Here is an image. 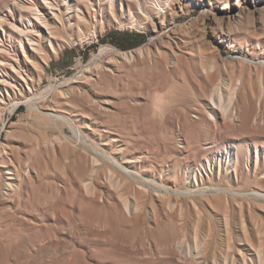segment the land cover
Listing matches in <instances>:
<instances>
[{
  "label": "rangeland",
  "instance_id": "rangeland-1",
  "mask_svg": "<svg viewBox=\"0 0 264 264\" xmlns=\"http://www.w3.org/2000/svg\"><path fill=\"white\" fill-rule=\"evenodd\" d=\"M118 1H122L123 18ZM134 1L114 0L120 20L128 18L126 6L136 18L141 8L148 12L155 7L163 10L158 14L151 10L146 23L135 18L138 20L135 28L126 23L124 26L107 24L108 0H94L93 5L84 10L89 14V21L80 25L76 18L63 13V19L57 21L52 46L45 42L48 51L54 47L57 54L44 67L41 83L34 88L36 91L33 89L36 96L49 85L54 86L56 92L38 101L37 113L28 112L22 99L13 113L9 112L11 103L0 108V111L4 108L0 112V156L4 152L0 157V264H264V64H260L264 62V3L140 0L139 10L133 5ZM235 1L247 7L250 16L242 15L233 26L221 24V12H234ZM59 4L63 11L64 7ZM202 6L207 12L204 17ZM0 8L3 12L1 5ZM15 16L18 18L19 14L16 12ZM162 21L164 30L155 32V22ZM124 32L144 34L146 40L133 48L120 49L106 37L110 33ZM135 50L142 53L139 55ZM144 50H148L147 54ZM120 52L131 53L132 57H128L134 56V60L119 57ZM235 54L246 59L234 58ZM93 58L95 61L90 64ZM163 59L167 60L166 65H161ZM147 61L153 62L151 69ZM179 63L182 68L188 67V73L178 67ZM160 66H165L166 71ZM158 71L164 74L160 76ZM158 76L160 82L156 83ZM111 80L113 84H109ZM150 83H156L157 89ZM147 84L156 90L150 91ZM247 87H253L254 93L245 89ZM216 91L225 102L235 91L233 110L238 112L235 123L220 114L216 116V123L205 117L201 107L211 96L216 99ZM74 93L84 102L76 99ZM72 96L81 103L78 102L77 109ZM87 100L98 101L96 104L107 107L108 112H101L100 116L93 114ZM87 107L90 109L85 111ZM112 109L120 116L110 117L115 112L109 113ZM81 111L90 119L80 114ZM47 113L72 117L80 140L65 128L67 139L60 141L59 131L43 121ZM16 124L17 127L9 129ZM15 131L28 137L22 133L12 137ZM7 134L13 139L5 145ZM53 139L58 141L54 144ZM11 146L16 147L15 150H11ZM91 147L99 148L101 153L128 167L132 174L127 176L120 172ZM16 150L20 153L17 156ZM11 153H15V157ZM53 154L56 155L53 157ZM19 158L20 162L14 161ZM23 160L26 163L21 162ZM16 168L20 169L18 173ZM8 169L13 170L10 176ZM19 173L21 180L17 177ZM28 176H31L29 180ZM4 179L16 184L11 188L15 194L7 188Z\"/></svg>",
  "mask_w": 264,
  "mask_h": 264
},
{
  "label": "bare ground",
  "instance_id": "bare-ground-1",
  "mask_svg": "<svg viewBox=\"0 0 264 264\" xmlns=\"http://www.w3.org/2000/svg\"><path fill=\"white\" fill-rule=\"evenodd\" d=\"M12 2H10L9 0H0V5L2 6V11L3 12H0V108H2L3 106H5V103H11V109L9 110V112L10 113H13V112H15V110L18 108V106H19V100L20 99H22L23 100V102H24V104L27 106V108H28V112L30 111V112H33L34 111V113H37V111H39V104H38V101H40V99H44V97L47 95V94H50V93H53L54 91L56 92V89L54 88V86H48L45 90H43L38 96H36V95H34L33 94V89L34 88H36V86L39 84V83H41L40 81H41V78H42V73H43V71H44V67L46 66V65H48V61L50 60V58L51 57H53V56H56V54H57V48H54V47H52L51 48V50H49L48 51V49L46 48V45H45V42H47L50 46H52V37L53 36H55L56 34H55V27H56V25H57V21L59 20V22H60V20H62L63 19V13H64V16H67V17H70V18H76L77 19V21H78V23H79V25H80V23L82 22V23H84V22H87V20H88V16H89V14L88 13H85L84 12V10L86 11V10H88V8L90 7V6H92L93 5V3H94V0H11ZM124 1V0H123ZM145 1V0H144ZM143 1V2H144ZM182 1V0H181ZM243 1V0H242ZM61 2V4H62V6L64 7V10L63 11H65V12H63L62 11V9H60V3ZM103 2V1H102ZM119 2V1H118ZM150 2V1H149ZM166 2H167V0H166ZM201 2V1H200ZM99 3V2H98ZM107 3V2H106ZM125 3V2H124ZM185 3V2H184ZM251 3L252 4H258V3H264V0H251ZM97 4V3H96ZM96 4H94V5H96ZM164 4V3H163ZM162 4V5H163ZM182 4V3H181ZM186 4V3H185ZM196 4V3H195ZM201 4V3H200ZM219 4V3H218ZM228 4H229V0H228ZM247 4V3H246ZM99 5H100V3H99ZM108 8H107V11H108V13H109V23L107 22V24H109L110 26H111V24H115V26H122L124 23H126L129 27H134L135 25H137V21L138 20H140V21H148L149 20V17H151L150 16V11L152 10L153 11V13L154 14H158V13H160L162 10H163V8H161V7H155V8H152V9H150L149 10V12H148V9H142L141 8V14L140 13H138V15H136L137 16V18L131 13V8H129L128 6H126L127 7V9L126 10H128V14L129 15H127L128 16V18H126L127 20H125V21H122V20H120L119 19V16H118V14H117V9H116V5L114 4V0H108ZM119 5H120V11H121V14H120V17H122V1H120L119 2ZM124 5V4H123ZM125 5H127V4H125ZM135 7H138L139 8V10H140V0H135L134 1V4H133ZM133 5H131V6H133ZM150 5V4H149ZM161 5V6H162ZM203 5V4H202ZM210 5V4H209ZM236 8H235V11L234 12H232V11H223V12H221V14H220V17H219V20H220V23L221 24H223V25H226V26H233V24H235L241 17H242V15L244 16V15H247L248 17L250 16V13H249V10L247 9V7H246V9H245V6L244 7H242L240 4H239V2L238 1H235V3L233 4ZM151 6V5H150ZM228 6H230V5H228ZM228 6H225V8H228ZM100 7V6H99ZM104 7V6H103ZM125 7V8H126ZM179 7L181 8V6L179 5ZM210 7V6H209ZM253 7H254V5H253ZM134 8V7H133ZM202 10L201 11H203L202 12V17H204L205 16V14L207 13L205 10V8H204V6H202ZM1 9V8H0ZM223 9V8H222ZM251 9V8H250ZM91 10H92V8H91ZM90 10V11H91ZM18 13L19 14V17L17 18L16 16H15V13ZM102 12V11H101ZM140 12V11H139ZM164 12V11H163ZM189 12H191V11H189ZM193 12V11H192ZM206 12V13H205ZM165 13V12H164ZM210 13V12H209ZM251 13H253V11L251 12ZM96 14V13H95ZM99 14V13H98ZM101 14V13H100ZM263 14V13H262ZM70 15V16H69ZM105 15V14H104ZM201 15V14H200ZM252 16H253V14H251ZM106 16H108V15H106ZM105 16V17H106ZM124 16V15H123ZM126 16V17H127ZM66 17V18H67ZM91 17H93V16H91ZM95 17V16H94ZM97 17H98V15H97ZM70 18H69V21H70ZM101 18V17H100ZM123 18V17H122ZM138 19V20H136V19ZM91 19V18H90ZM94 19V18H93ZM157 19V18H156ZM260 18H258V22L260 21L259 20ZM103 20V19H102ZM175 20V19H174ZM254 20V19H253ZM89 21V20H88ZM95 21V20H94ZM100 21V20H99ZM103 21H107V20H103ZM250 21V20H249ZM252 21V20H251ZM58 22V23H59ZM67 22V21H66ZM153 22V21H152ZM63 23V22H62ZM75 23H76V21H75ZM146 23V22H145ZM248 23V22H247ZM60 24V23H59ZM66 24V23H65ZM94 24V23H93ZM96 24V23H95ZM100 24H101V21H100ZM105 24V23H104ZM139 24V23H138ZM78 25V26H79ZM155 25L156 26H154V31L155 32H161V31H163L164 30V21H162V22H159V24L157 23L156 24V22H155ZM171 25V24H170ZM249 25V24H248ZM61 26V25H60ZM65 26V25H64ZM87 26V25H86ZM86 26H84V27H86ZM89 26V25H88ZM99 26V25H98ZM124 26V25H123ZM140 26V25H139ZM166 26V25H165ZM202 26V25H201ZM101 27V26H100ZM103 27V26H102ZM101 27V28H102ZM62 28V27H61ZM94 28V27H93ZM92 28V29H93ZM124 28H126V27H124ZM128 28V27H127ZM135 28V27H134ZM62 29H64V27L62 28ZM72 29V28H71ZM74 29V28H73ZM80 29H81V27H80ZM87 29V28H86ZM166 29V28H165ZM194 29V28H193ZM58 31H59V29H57ZM65 30V29H64ZM63 30V31H64ZM69 30H70V28H69ZM87 30H89V29H87ZM100 30H102V29H100ZM83 31H84V28H83ZM221 31V30H220ZM66 32V31H65ZM64 32V33H65ZM56 33H58V32H56ZM163 33V32H162ZM228 34V33H227ZM80 35V34H79ZM87 35V34H86ZM160 35V34H159ZM231 35V34H230ZM233 35V34H232ZM81 36V35H80ZM90 36H91V34H90ZM219 36V35H218ZM76 37H77V34H76ZM58 39H59V36L57 37ZM203 38V37H202ZM220 38V37H219ZM226 38V37H225ZM56 39V38H55ZM88 39V38H87ZM86 39V40H87ZM85 40V39H84ZM202 40V39H201ZM224 41H226V40H224ZM259 41H261V40H259ZM55 42H56V40H55ZM61 42V41H60ZM175 42V41H174ZM57 43H59V42H56V44ZM260 43V42H259ZM64 44V43H63ZM230 44H232V43H230ZM234 44V43H233ZM247 44H248V42H247ZM255 44V43H254ZM258 44V43H257ZM243 45L245 46V43H243ZM249 45V44H248ZM251 45H252V42H251ZM260 46H261V44H259ZM57 46L59 47V45L57 44ZM247 48H248V46H246ZM228 48V47H227ZM256 48V47H255ZM254 48V49H255ZM263 48V47H262ZM60 49V48H59ZM242 49H244V48H242ZM257 49V48H256ZM104 50V49H103ZM110 50V49H109ZM232 50V49H231ZM259 50V49H258ZM60 51V50H59ZM136 51H138V50H135V52ZM145 51V50H144ZM148 51V50H147ZM147 51H145L146 53H144V54H147ZM159 51V50H158ZM103 53L102 54H104V52L105 51H102ZM107 52V51H106ZM139 52V55H140V52H141V50L140 51H138ZM160 52V51H159ZM101 53V52H100ZM99 53V54H100ZM132 53H134V52H132ZM142 53V52H141ZM243 53V52H242ZM119 54H121V55H119V57L120 56H122L123 58H125V60H126V58L128 57V56H130V57H132V54L131 53H128V54H125V53H123V52H120ZM137 54V53H136ZM143 54V55H144ZM150 53H148V55H149ZM161 54H163V53H161ZM172 54V53H171ZM170 54V55H171ZM183 54V53H182ZM237 54V53H236ZM235 54V56H234V58H237V59H243V60H245L244 59V57H241L240 55H236ZM101 55V54H100ZM143 55H141V56H143ZM176 55H178V53L176 52ZM229 55V54H228ZM245 55V54H244ZM98 56V55H97ZM140 56V57H141ZM147 56V55H146ZM230 56H232V55H230ZM263 56V55H262ZM96 57V56H95ZM148 57V56H147ZM250 57V56H249ZM248 57V58H249ZM97 58V57H96ZM129 58V57H128ZM133 58H134V56H133ZM133 58H131V59H133ZM137 58V57H136ZM166 58V57H165ZM130 59V58H129ZM130 59V60H131ZM157 59H161V58H157ZM171 59H173V58H171ZM170 59V60H171ZM178 59V58H177ZM134 60V59H133ZM132 60V61H133ZM142 60V59H141ZM149 60V59H148ZM179 60V59H178ZM259 60V59H258ZM95 61V58H93L92 59V61L90 62V64L92 63V62H94ZM127 61H128V59H127ZM144 61V60H143ZM141 62V63H144V62ZM153 62H154V60H152ZM164 61V62H163ZM150 62V64L148 63V61L146 62V64H148V66H149V68L151 67V64L153 63H151V61H149ZM159 62V61H158ZM162 63H161V65H166L165 63H168L167 62V60L165 59H163L162 61H161ZM248 62L250 63L251 61H249L248 60ZM252 62H253V60H252ZM140 63V64H141ZM169 63H171V62H169ZM202 63V62H201ZM157 64V63H156ZM177 64V63H176ZM184 64H185V62H184ZM199 64V63H198ZM254 64H257L256 62L254 63ZM260 64H264V62H261ZM259 64V65H260ZM142 65H144V64H142ZM154 65H155V62H154ZM160 65V64H159ZM172 65H174V64H172ZM179 65H180V63H179ZM99 66V65H98ZM147 65H145V67H146ZM147 66V67H148ZM157 66V65H156ZM176 66H178V65H176ZM184 66V65H183ZM185 66H187V64H185ZM189 66V65H188ZM200 66H201V64H200ZM262 66H264V65H262ZM144 67V68H145ZM146 67V68H147ZM153 67V66H152ZM161 67V70H162V67H163V70H165L164 69V67L165 66H160ZM168 67H169V65H168ZM173 67V66H172ZM172 67H171V70H172ZM175 67V66H174ZM178 67H181L182 68V66L180 65V66H178ZM177 67V68H178ZM198 67H199V65H198ZM186 68H188V67H183L182 69H183V71L185 70H187ZM151 69V68H150ZM150 69H147V70H149V71H151ZM170 69V68H169ZM203 69V68H202ZM86 70H88V69H86ZM147 70H146V73H148L147 72ZM162 70V71H163ZM177 70V69H176ZM176 70H174V71H176ZM82 71V70H81ZM153 71V70H152ZM156 71V70H155ZM154 71V72H155ZM162 71H158L159 73H157V74H160ZM166 71V70H165ZM174 71H173V73H174ZM184 71V73L186 74V72L188 73V71H186L185 72ZM164 72V71H163ZM172 72V71H171ZM179 72H181V69L179 70ZM203 72V71H202ZM77 73V72H76ZM75 73V74H76ZM166 73V72H165ZM169 73V72H168ZM168 73L167 74H165V76L167 77V75H168ZM176 73V72H175ZM149 74V73H148ZM150 74H151V72H150ZM162 74H164V73H162ZM162 74H160V76H162ZM204 74V73H203ZM170 75V74H169ZM205 75H207V73L205 72ZM150 76V75H149ZM165 76H163L164 78H165ZM173 77H175V76H173ZM189 77V76H188ZM188 77H187V79H188ZM206 76H204V78H205ZM105 78H107V79H110L109 77H105ZM157 78V79H156ZM155 79L157 80V81H155L156 83H159L160 82V80H159V82H158V79L160 78L159 76L158 77H156ZM169 78H170V76H169ZM191 78V77H190ZM76 79V78H75ZM75 79H74V81H75ZM107 79H106V81H107ZM112 79V78H111ZM186 79V78H185ZM193 79V78H192ZM196 79V78H195ZM206 79V78H205ZM71 80V79H70ZM162 80V79H161ZM166 80V78L165 79H163V81H165ZM168 80H170V79H168ZM173 80V79H172ZM188 80H190V79H188ZM103 81V80H102ZM104 81H105V79H104ZM110 81V80H109ZM114 81H115V79H114ZM184 81V80H183ZM152 82H154L153 80H152ZM169 82H171V81H169ZM191 82V81H190ZM194 82H197V80L196 81H194ZM64 83V82H63ZM98 83H100L101 84V81L99 82L98 81ZM97 83V84H98ZM108 83V82H107ZM155 83V84H156ZM167 82H165L164 84H165V86H167V84H166ZM172 83V82H171ZM171 83H170V85H171ZM184 83H185V81H184ZM199 83V82H198ZM109 84H113V80H111V83H109ZM153 84V83H152ZM151 83H150V86H153L154 88H156L155 87V84L154 85H152ZM161 84V83H160ZM173 84V83H172ZM205 84V83H204ZM54 85V84H53ZM143 86L145 85L144 83L142 84ZM148 85V87H150L149 86V84H147ZM159 85V84H158ZM213 85H214V83H213ZM246 85H248L249 86V83L247 84L246 83ZM192 86V85H191ZM151 88L150 87V91H152L154 88ZM158 87H160V86H158ZM171 87V86H170ZM249 87H251V85L249 86ZM249 87H247V88H245V89H250ZM78 88V87H77ZM200 88V87H199ZM230 88V87H229ZM253 88V87H252ZM251 88V89H252ZM70 89V88H69ZM68 89V90H69ZM147 89H149V88H147ZM152 89V90H151ZM157 89V88H156ZM156 89H154V91L156 90ZM160 89V88H159ZM204 89H205V87H204ZM244 89V90H245ZM250 89V91H252ZM35 90V89H34ZM71 90H73V88L71 89ZM75 90V89H74ZM80 90H81V88H80ZM230 90V89H229ZM228 90V91H229ZM232 90H237V89H232ZM259 90V89H258ZM257 90V91H258ZM36 91V90H35ZM157 91H159V90H157ZM189 91H191V90H189ZM210 91V90H209ZM209 91H208V97H209V95H210V93H209ZM211 91H212V88H211ZM240 91V90H239ZM70 92H72L73 93V91H70ZM77 92V91H76ZM241 92V91H240ZM243 92V91H242ZM253 93H254V91H252ZM66 93V92H65ZM78 93H79V91H78ZM248 93H250V92H248ZM3 94L5 95V96H3ZM57 94H59V93H57ZM77 94V93H76ZM192 94V93H191ZM234 94H235V91H233V93H232V95L233 96H231L229 99H228V101L227 102H225V100H224V98L222 97V95H221V93H219L218 91H216V99H215V97H210V98H208L207 100V103H205L201 108H203V111H204V113H205V117L210 121V122H212V123H216V116H218V114H220L222 117H223V119H227L228 120V122H230V123H235L236 122V114L238 113H236L234 110H233V107H234ZM243 94V93H242ZM259 94V93H258ZM258 94H257V96H258ZM53 95V94H52ZM67 95V94H66ZM69 95H70V93H69ZM74 95H75V93H74ZM81 96H82V94H80ZM251 95V94H250ZM57 96H59V95H57ZM76 96V99H78L77 97V95H75ZM228 96V95H227ZM244 96V95H243ZM249 96V95H248ZM158 97H159V95H158ZM252 98L254 97V96H251ZM261 97H262V95H261ZM72 99H71V101H74V103H75V101L76 100H73V96L71 97ZM91 98H92V96H91ZM236 98V97H235ZM237 98H238V95H237ZM250 98V97H249ZM63 99V98H62ZM70 99V98H69ZM86 99H88L87 97H86ZM96 99V98H95ZM243 99V98H242ZM248 99V98H247ZM255 98H253V100H254ZM64 100H66L65 99V96H64ZM67 100H68V98H67ZM79 100V99H78ZM81 101H82V98L80 99ZM79 100V101H80ZM160 100V99H159ZM244 100V99H243ZM242 100V101H243ZM260 100H262V98L261 99H259V101ZM78 101V102H79ZM80 101V102H81ZM88 101V100H87ZM87 101H85V103H87ZM100 101V100H99ZM240 101V100H239ZM241 101V102H242ZM248 101V100H247ZM60 102V101H59ZM61 102H63V101H61ZM66 102H68V101H66ZM65 102V103H66ZM77 102V101H76ZM76 103V105L74 106V108L75 109H77V104H79V103ZM84 102V101H83ZM83 102H81V103H83ZM95 102V101H94ZM98 101H96V103H97ZM104 102V101H103ZM109 101H107V103H108ZM245 101H243L241 104H243ZM252 103H253V101H251ZM22 103V102H21ZM70 103V102H69ZM68 103V104H69ZM72 103V102H71ZM71 103H70V105H71ZM80 103V104H81ZM88 103H89V105H90V108L92 109V112H93V114L94 113H98V116H100V115H102V114H99V113H101V112H103V113H106V112H108V108L107 107H104V106H101V105H97L96 103H92V101H88ZM99 103V102H98ZM102 103V102H101ZM156 103V102H155ZM160 102H158V104H159ZM250 103V102H249ZM62 104V103H61ZM60 104V105H61ZM73 104V103H72ZM109 104V103H108ZM107 104V105H108ZM111 104V103H110ZM109 104V105H110ZM69 105V106H70ZM108 105V106H109ZM246 105V104H245ZM260 105H262L261 103H260ZM8 106V105H7ZM72 106V105H71ZM83 106H86V104L84 105L83 104ZM148 106V105H147ZM160 106H162V104L160 105ZM194 106H196V105H194ZM244 106V105H243ZM258 106V105H257ZM134 107V106H133ZM159 107V106H158ZM199 107V106H198ZM250 107V106H249ZM252 107V106H251ZM61 108H62V106H61ZM89 108V109H90ZM147 107L145 106V109H146ZM240 108V107H239ZM7 109V108H6ZM80 110H82L81 108H79ZM88 109V107L87 108H84V110L86 111ZM88 109V110H89ZM111 109V108H110ZM161 109V108H160ZM252 109V108H251ZM258 109V108H257ZM256 109V110H257ZM3 110H4V108H3ZM3 110H1L0 112H3ZM63 110V109H62ZM80 110H79V112H80ZM83 110V111H84ZM113 110V109H112ZM147 110H148V108H147ZM147 110H145L147 113H149V111H147ZM195 110V109H194ZM5 111H7V110H5ZM54 111V110H53ZM115 111V112H114ZM196 111V110H195ZM250 111V110H249ZM260 111V110H259ZM40 112H42V111H40ZM39 112V113H40ZM56 112V111H55ZM62 112V111H61ZM64 112V111H63ZM67 112H68V110H67ZM66 112V113H67ZM112 112H114V114H111V116L110 117H114V116H116V115H118L119 113H117V114H115L116 113V110H113V111H110L109 113H112ZM145 112V113H146ZM197 112V111H196ZM43 113V112H42ZM71 113H72V111H71ZM74 113H76V112H74ZM73 113V114H74ZM83 113V115H84V112H82L81 111V113L80 114H82ZM3 114V113H2ZM31 114V113H30ZM43 114H45V113H43ZM56 114V113H55ZM51 115V114H49V113H47L46 114V118L43 120L44 121V123H45V125H49L50 127H52V128H55V129H57L58 131H59V140L61 141V140H66L67 139V136L65 135V132H64V129L65 128H67V129H69L71 132H72V134H73V136L76 138H78L79 139V135H80V132H79V129H78V127L76 126V121H74V119L71 117L70 118V116H67V115ZM67 114H70V113H67ZM79 114V113H78ZM89 114V113H88ZM108 114V113H107ZM193 114H195V113H193ZM77 115V114H76ZM82 115V116H83ZM85 115H87V114H85ZM84 115V116H85ZM197 115V114H196ZM1 116V115H0ZM39 116V115H38ZM71 116H72V114H71ZM78 116V115H77ZM81 116V118H84V117H82ZM88 116V115H87ZM118 116H120V115H118ZM42 117V116H41ZM109 117V116H108ZM117 117V116H116ZM185 117V116H184ZM244 117V116H243ZM1 118V117H0ZM88 119H90L89 118V116L87 117ZM103 118V117H102ZM101 118V119H102ZM194 118V117H193ZM240 119H243V118H240ZM37 120H38V118H37ZM92 120H95V119H93L92 118ZM97 120H98V118H97ZM105 120V119H104ZM107 120V119H106ZM259 120H261V119H259ZM259 120H257L258 122H260ZM263 120V119H262ZM112 121V120H111ZM122 123H124V121L123 120H120ZM209 121H207V122H209ZM252 121H255V120H251V122ZM88 122V121H87ZM93 122V121H92ZM81 123V122H80ZM79 123V124H80ZM122 123H120V124H122ZM250 123V122H249ZM255 123V122H254ZM262 123V122H261ZM260 123V124H261ZM264 123V122H263ZM18 124V123H17ZM10 125V127H9V129L11 130L13 127H17L18 125ZM39 124V123H38ZM40 124H42V123H40ZM78 124V125H79ZM108 124H109V122H108ZM118 124V123H117ZM119 124V125H120ZM184 124V123H183ZM224 124V123H223ZM252 124V123H251ZM250 124V125H251ZM259 124V125H260ZM87 125H90V124H88L87 123ZM132 125V124H131ZM214 125V124H213ZM23 126V125H22ZM25 126V125H24ZM24 126H23V128H24ZM19 127H20V125H19ZM18 127V128H19ZM40 127H41V125H40ZM42 128V127H41ZM44 128V127H43ZM21 129H22V127H21ZM20 129V130H21ZM17 130V129H16ZM19 130V129H18ZM22 130H24V129H22ZM21 130V131H22ZM8 131V130H7ZM21 131H19V133L21 134L22 132ZM9 132V131H8ZM18 132V131H17ZM95 132V131H94ZM98 132V131H97ZM38 133H40V132H38ZM11 133H9V135H10ZM14 135H12V137L14 136L15 137V134H17L18 135V133H16V131L13 133ZM19 134V135H20ZM25 135V133H22V135ZM72 134H71V136H72ZM98 134H102V133H98ZM97 134V135H98ZM8 134H7V137H6V143H5V145H8V140L10 139V138H12V137H10ZM16 135V136H17ZM18 135V136H19ZM21 135V136H22ZM48 135V134H47ZM25 136H27V135H25ZM72 136V137H73ZM89 136V135H88ZM99 136V135H98ZM28 137V136H27ZM17 139H19V137H16ZM21 138V137H20ZM22 138L24 139L25 137H23L22 136ZM56 138V137H55ZM70 138V137H69ZM122 138V137H121ZM5 139V138H4ZM13 139V138H12ZM27 139V138H26ZM29 139V138H28ZM42 139V138H41ZM52 139V138H51ZM124 139V138H123ZM47 140V139H46ZM54 140V139H53ZM57 140V139H56ZM56 140H54V144H55V141ZM69 140H71V139H69ZM80 140V139H79ZM83 140V139H82ZM10 141H11V139H10ZM14 141L16 142L17 140L16 139H14ZM22 141H24V140H22ZM43 141H44V138H43ZM50 141V140H49ZM58 141V140H57ZM72 141H74V140H72ZM125 141V140H124ZM28 142H30V141H28ZM28 142H22V143H28ZM41 142V141H40ZM67 142H68V140H67ZM81 142V141H80ZM83 142V141H82ZM127 142H129V141H127ZM14 143V142H13ZM12 143V144H13ZM22 143H21V145H22ZM34 143V142H33ZM69 143V142H68ZM67 143V144H68ZM78 143H79V141H78ZM11 144V143H10ZM17 144V143H16ZM4 145V146H5ZM19 145V144H18ZM29 145H30V143H29ZM28 144H27V146H29ZM34 145V144H33ZM41 145V144H40ZM43 145H45L44 143H43ZM46 145H47V143H46ZM49 145H52L51 143L49 144ZM82 145V144H81ZM85 145H87V142H86V144ZM32 147V146H31ZM40 147H42V146H40ZM127 147V146H126ZM0 148H2V146L0 147ZM6 148V147H5ZM16 148V147H15ZM15 148L13 149L12 148V146H11V150L13 149V150H15ZM18 148V147H17ZM30 148V147H29ZM49 148V147H48ZM93 150H91V151H93V152H96L95 154H99L100 156H101V158H103L104 160H106V161H108V162H110L113 166H115V168H118L119 170H120V172L122 171L123 173H125V174H127V176H128V174L129 175H131L132 174V170L131 169H129L128 167H125V166H122V165H120L115 159H113V158H111L110 156H108V155H106V154H104V153H101L100 151H99V148H98V150H96V148L95 147H91ZM7 149V148H6ZM19 149V148H18ZM47 149V148H46ZM45 149V151L48 153V150H46ZM50 149V148H49ZM55 149V148H54ZM53 149V150H54ZM1 150V149H0ZM5 149H3V151H4ZM23 150V149H22ZM30 150V149H29ZM31 150H33L32 148H31ZM31 150H30V152H31ZM52 150V149H51ZM57 150V149H56ZM2 151V150H1ZM7 151V150H6ZM10 151V150H9ZM25 151V150H24ZM12 152V151H11ZM14 152V151H13ZM16 152H17V150H16ZM27 152H28V150H27ZM27 152H25V153H27ZM46 152H44V153H46ZM92 152V153H93ZM1 153V152H0ZM3 153L4 152H2V155L1 156H3ZM38 153V152H37ZM55 153V152H54ZM12 154V153H11ZM13 154H15V153H13ZM12 154V155H13ZM18 154H20V153H16L15 154V156H17ZM29 154V152L27 153V155ZM32 154V153H31ZM9 155V154H8ZM24 155V154H23ZM30 155V154H29ZM39 155H40V153H39ZM48 155H49V153H48ZM56 155V154H55ZM54 154H53V157L55 156ZM0 156V157H1ZM14 156V155H13ZM12 156V157H13ZM14 156V157H15ZM35 156H36V154H35ZM18 157H20V156H18ZM41 157V156H40ZM86 157V156H85ZM90 157V156H89ZM92 157V156H91ZM17 158V157H16ZM25 158V157H24ZM33 159H34V157H33ZM87 159V158H86ZM93 160H95L94 158H92ZM121 159H123V158H121ZM85 160V159H84ZM90 160V159H89ZM14 161H19L20 162V158L19 159H14ZM39 161H40V159H39ZM119 161V160H118ZM123 161V160H122ZM18 162V163H19ZM21 162H25V160H23V161H21ZM73 162V161H72ZM89 162V161H88ZM91 162H93V161H91ZM121 162V161H120ZM126 162H128V161H125V163ZM130 162V161H129ZM208 162V161H207ZM14 163L15 162H13L12 164L14 165ZM26 163V162H25ZM25 163H23V164H25ZM32 163V162H31ZM97 163V162H96ZM124 163V162H123ZM210 163V162H209ZM20 164V163H19ZM18 164V165H19ZM29 164V163H28ZM94 164V163H93ZM22 165V164H21ZM95 165V164H94ZM128 165V164H127ZM134 165V164H133ZM210 165V164H209ZM3 166V165H2ZM17 165H14V167H16ZM23 166V165H22ZM234 166H236V164L234 165ZM4 167V166H3ZM27 167V166H26ZM89 167H92V166H89ZM94 167V166H93ZM110 167V166H109ZM12 168V167H11ZM37 168V167H36ZM38 168H39V166H38ZM63 168V167H62ZM69 168V167H68ZM3 169V168H2ZM13 169V168H12ZM17 169V170H16ZM15 170H16V172L18 173L19 172V170L20 169H18V168H16ZM91 169V168H90ZM89 169V170H90ZM94 168H92V170H93ZM25 170H27V169H25ZM67 170V169H66ZM88 170V171H89ZM135 170V169H134ZM133 170V171H134ZM5 171V170H4ZM12 171L13 170H10V169H8V172H9V176H10V174L12 173ZM21 171H23V170H21ZM20 171V172H21ZM38 171V170H37ZM61 171V170H60ZM63 171V170H62ZM61 171V172H62ZM76 171H78L77 169H76ZM109 171V170H108ZM205 171V170H204ZM207 171V170H206ZM8 172H6V173H8ZM26 172V171H25ZM40 172H41V170H40ZM60 172V173H61ZM64 172V171H63ZM63 172H62V174H63ZM69 172H71V171H69ZM83 172V171H82ZM22 173V172H21ZM21 173H19V175L17 176L20 180H21V178H22V175H21ZM27 173V172H26ZM25 173V177H26V175H28V174H26ZM33 173V172H32ZM84 173V172H83ZM138 173H139V171H138ZM137 173V174H138ZM5 174V173H4ZM39 174V173H38ZM71 174V173H70ZM82 174V173H81ZM136 175V174H135ZM15 176H16V174H15ZM24 176V175H23ZM71 176H72V174H71ZM126 176V175H125ZM64 177H65V175H64ZM63 177V178H64ZM113 177H115L114 175H113ZM130 177V176H129ZM1 178V177H0ZM4 178V177H3ZM7 178V177H6ZM11 179H12V177H10ZM9 178V179H10ZM24 178V177H23ZM28 178V180L31 178V176L29 177H27ZM62 178V177H61ZM70 177H68V179H69ZM72 178V177H71ZM66 179V178H65ZM134 179V178H133ZM1 180V179H0ZM5 180V185L7 186V188L8 189H10V190H12V193L15 191H13V189H11V188H13V185H15L16 186V184H14L13 183V181H11V180H8V179H4ZM13 180V179H12ZM14 180H16V177H15V179ZM69 180H71V179H69ZM135 180V179H134ZM3 181V180H2ZM18 181V180H17ZM66 181V180H65ZM125 181V180H124ZM141 181V180H140ZM25 182H28V181H26L25 180ZM67 182H68V180H67ZM77 183H78V181H76ZM91 182V181H90ZM114 182V181H113ZM62 183V182H61ZM69 183V182H68ZM73 183V182H72ZM71 183V184H72ZM75 183V182H74ZM137 183V182H136ZM142 183H143V181H142ZM26 184V183H25ZM112 184V183H111ZM118 183H116V185H117ZM4 185V186H5ZM69 185V184H68ZM76 185V184H75ZM81 185V184H80ZM83 185V184H82ZM119 185V184H118ZM141 185H143V184H141ZM154 185V184H153ZM157 185H159L160 186V184H157ZM156 185V186H157ZM2 186V185H1ZM72 186H73V184H72ZM84 186V185H83ZM144 186V185H143ZM142 186V187H143ZM69 187H71V186H69ZM80 187V186H79ZM139 187V186H138ZM137 187V188H138ZM161 187V186H160ZM160 187H158V188H160ZM164 187V186H163ZM15 188V187H14ZM119 188H120V186H119ZM146 188V187H145ZM165 188V187H164ZM78 189V188H77ZM84 189V188H83ZM88 189V188H87ZM86 189V190H87ZM163 189V188H162ZM0 190H1V188H0ZM5 190V189H4ZM18 190V189H17ZM16 190V191H17ZM90 190V189H89ZM88 190V191H89ZM166 190V189H165ZM218 190V189H217ZM217 190H214V191H217ZM9 191V190H8ZM80 191V190H79ZM84 192V191H83ZM90 193L92 192V191H89ZM218 192V191H217ZM226 192V191H225ZM2 193V192H1ZM5 193H6V191H5ZM11 193V192H10ZM85 193H87V192H85ZM166 193V192H165ZM182 193V192H181ZM224 193V192H223ZM13 194H15V193H13ZM19 194H20V191H19ZM18 194V195H19ZM94 194V193H93ZM171 194V193H170ZM3 195V197H4V195L5 194H2ZM7 195H8V193H7ZM95 195V194H94ZM173 195V194H172ZM214 195V194H213ZM180 196V195H179ZM0 197H1V194H0ZM9 198H10V195L8 196ZM8 197H7V200H8ZM12 197V196H11ZM16 197V196H15ZM18 197V196H17ZM21 197V196H20ZM91 197V196H90ZM96 197H98V198H100L99 196H96ZM122 197H120L119 199H121ZM3 199H5V198H3ZM18 199V198H17ZM35 199V198H34ZM112 199V198H111ZM19 200V199H18ZM33 200V199H32ZM89 200V199H88ZM113 200V199H112ZM117 200V199H116ZM122 200V199H121ZM37 201H38V199H37ZM40 201V200H39ZM90 201H92V200H90ZM35 202H36V200H35ZM72 203V202H71ZM121 203V202H120ZM124 203V202H123ZM229 204V203H228ZM123 206V205H122ZM126 206V205H125ZM129 206V205H128ZM138 206V205H137ZM121 207V206H120ZM124 207V206H123ZM131 209H132V207H130ZM129 209V208H128ZM227 209V208H226ZM4 210V209H3ZM133 210H135V209H133ZM136 212H137V209H136ZM228 212V211H227ZM120 213V212H119ZM122 213V212H121ZM124 213V212H123ZM128 214V213H127ZM136 214V213H135ZM134 214V215H135ZM117 215V214H116ZM123 215V214H122ZM126 215V214H125ZM129 216H131L130 214H129ZM136 217V216H135ZM130 219V218H129ZM21 234V233H20ZM189 256V255H188ZM191 257H193V256H191ZM77 260V259H76ZM77 261H79V259L77 260ZM71 262H73V261H71ZM75 262V261H74ZM76 263V262H75ZM77 263H79V262H77ZM76 263V264H77ZM81 263V262H80ZM83 263V262H82ZM81 263V264H82ZM85 263V262H84ZM74 264V263H73Z\"/></svg>",
  "mask_w": 264,
  "mask_h": 264
},
{
  "label": "trees",
  "instance_id": "trees-1",
  "mask_svg": "<svg viewBox=\"0 0 264 264\" xmlns=\"http://www.w3.org/2000/svg\"><path fill=\"white\" fill-rule=\"evenodd\" d=\"M106 37L120 49L133 48L144 43L146 40V36L144 34H130L127 32L122 34L110 33Z\"/></svg>",
  "mask_w": 264,
  "mask_h": 264
}]
</instances>
